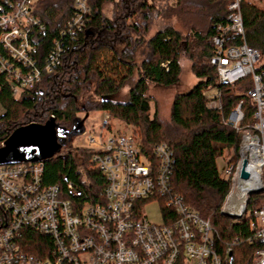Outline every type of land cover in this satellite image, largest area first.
<instances>
[{
	"label": "trees",
	"instance_id": "16d2710c",
	"mask_svg": "<svg viewBox=\"0 0 264 264\" xmlns=\"http://www.w3.org/2000/svg\"><path fill=\"white\" fill-rule=\"evenodd\" d=\"M74 1L40 0L34 11L41 25L29 36L36 49L35 65L42 72L54 57L52 73H41L40 83L18 102L6 75H0V148L15 131L29 125L53 121L69 131L82 112L107 114L110 121L129 129L150 161L155 147L164 144L171 150L172 189L217 232L221 264H252L255 253L264 250V241L246 242L252 239L248 223L264 208V193L250 197L245 209L249 218L238 221L221 213L231 187L221 179L218 162L238 150L256 113L249 97L252 80L222 85L210 65V46L219 25L226 27L232 0H177L174 5V0H86L91 14L80 31L71 24ZM240 14L245 44L260 55L255 74L264 83V0H242ZM229 42L242 44L239 37ZM141 52L145 55L138 64ZM0 56H5L1 45ZM182 56L200 82L174 97L164 118L159 102L149 97V86H176ZM124 89L127 101L112 102ZM212 103L218 107L209 108ZM239 105L244 118L233 129L226 121ZM95 157L91 150L72 149L66 142L59 155L41 163L42 186L58 188L78 213L85 205L103 206L107 181L93 162ZM159 211L162 217H175L164 206ZM20 236L26 253L38 258L53 253V240L35 230L22 229Z\"/></svg>",
	"mask_w": 264,
	"mask_h": 264
},
{
	"label": "built area",
	"instance_id": "2783aa9c",
	"mask_svg": "<svg viewBox=\"0 0 264 264\" xmlns=\"http://www.w3.org/2000/svg\"><path fill=\"white\" fill-rule=\"evenodd\" d=\"M39 1L0 0V45L5 52L0 56V75H6L16 102L40 83L41 73H52L56 62L49 57L42 72L35 65L36 49L29 36L41 26L34 13ZM241 2L231 1L226 27L219 25V35L210 46V65L220 84L234 86L245 78L253 83L249 97L256 109L255 124L241 138L238 150L219 167L221 179L231 187L221 213L238 221L249 218L245 214L249 197L264 191V83L255 74L260 55L245 44ZM73 8L76 15L71 24L80 31L91 12L86 0H75ZM236 37L241 39L240 46L229 42ZM55 51L59 52L57 46ZM226 73L231 75L226 78ZM217 107L218 103L209 106ZM103 117L99 136L110 130L109 115ZM243 118L239 105L226 125L237 129ZM81 136L94 146L93 162L107 181L105 204L85 205L78 213L58 188L42 186L41 164L0 167V264H221L215 248L217 232L189 210L172 189L173 154L166 145L155 147L150 161L131 134L99 143L85 130ZM242 174L247 179H242ZM152 203L169 209L174 219L160 216L159 225L150 223L145 210ZM22 229H33L52 239L51 256L38 258L26 253L21 244ZM248 232L252 239L247 243L264 241V208L252 214ZM252 264H264V250L255 253Z\"/></svg>",
	"mask_w": 264,
	"mask_h": 264
},
{
	"label": "rangeland",
	"instance_id": "374dc122",
	"mask_svg": "<svg viewBox=\"0 0 264 264\" xmlns=\"http://www.w3.org/2000/svg\"><path fill=\"white\" fill-rule=\"evenodd\" d=\"M144 53L141 52L138 57H137V63L140 64V61L143 60L144 58ZM180 66H181V74L179 77V82L177 83L176 86L172 88H158L154 85L149 86V97H152L155 99L157 102L160 104V116L162 115L164 118L168 117L169 114V109L172 104V101L174 97L178 96L179 94H185L189 92L192 88H194L198 83L200 82L199 80H196L190 73V64L186 60L184 56L181 57L180 61ZM240 72V70L238 71ZM227 76L226 78L231 75L226 73ZM248 78L243 79L245 81ZM251 79V78H250ZM252 80V79H251ZM127 93V90L124 89L121 93L118 95L114 96L111 101L114 103H125L127 101V98L125 97V94ZM79 106H81L79 104ZM151 112L150 115L152 117L154 113V105L151 103ZM242 112V110H241ZM103 114L98 113V112H93V113H80L78 115V119L80 121H83V126L84 130L87 135H95L96 136V141L99 143L100 141H105L106 139L116 136V135H123V136H130V131L129 129L122 123L118 121H110L109 123V128L110 130L104 131L101 136L99 132V126L103 121ZM94 131V133L92 132ZM68 144L72 149H93L94 146L88 145L86 142V139L83 138L82 136L76 137V138H70L67 140ZM218 166L222 167V162H218ZM264 185V181H263ZM264 193L262 191L260 194ZM259 194V195H260ZM250 199V197H249ZM248 199V202H249ZM247 202V204H248ZM160 211L159 207L156 203H152L151 205L146 207L145 210V218L152 224L154 225H159L161 222V217H160Z\"/></svg>",
	"mask_w": 264,
	"mask_h": 264
},
{
	"label": "water",
	"instance_id": "95a60500",
	"mask_svg": "<svg viewBox=\"0 0 264 264\" xmlns=\"http://www.w3.org/2000/svg\"><path fill=\"white\" fill-rule=\"evenodd\" d=\"M83 132L80 120H76L69 131L58 128L53 121L44 126L29 125L18 129L0 148V167L48 162L59 155L68 139L79 137ZM241 178L245 180L247 175L242 174Z\"/></svg>",
	"mask_w": 264,
	"mask_h": 264
},
{
	"label": "bare ground",
	"instance_id": "6f19581e",
	"mask_svg": "<svg viewBox=\"0 0 264 264\" xmlns=\"http://www.w3.org/2000/svg\"><path fill=\"white\" fill-rule=\"evenodd\" d=\"M249 147H250V146H247L248 149H249ZM251 173H252V171L250 170L248 174H251Z\"/></svg>",
	"mask_w": 264,
	"mask_h": 264
}]
</instances>
